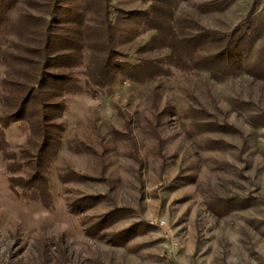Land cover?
I'll use <instances>...</instances> for the list:
<instances>
[{"label": "rangeland", "instance_id": "rangeland-1", "mask_svg": "<svg viewBox=\"0 0 264 264\" xmlns=\"http://www.w3.org/2000/svg\"><path fill=\"white\" fill-rule=\"evenodd\" d=\"M81 1L96 25L100 7ZM46 3L21 0L14 15L47 16ZM110 3L114 17L148 10L141 0ZM174 7L189 36L211 32L198 59L233 38L242 70L173 68L100 88L87 50L63 71L75 87L50 110L42 155L38 112L15 115L21 78L0 64V264H264V0ZM152 35L126 31L117 44L125 61L166 58L138 53ZM14 41L22 50L11 51L27 55L31 43Z\"/></svg>", "mask_w": 264, "mask_h": 264}, {"label": "trees", "instance_id": "trees-1", "mask_svg": "<svg viewBox=\"0 0 264 264\" xmlns=\"http://www.w3.org/2000/svg\"><path fill=\"white\" fill-rule=\"evenodd\" d=\"M110 1L92 0L100 7L98 21L92 25L87 23V14L92 9L81 0H48L45 5H38L47 16L29 11L15 16L21 0H0V64L12 66L18 73L16 79L21 78L12 96L11 108L17 110L15 115L18 116L32 108L37 110L41 137L39 155L49 148L50 110L59 108L58 98L70 94L75 87L70 83V75H64L69 73L63 71H73L81 65L87 50L91 51L90 80L100 88L113 85L118 78L145 84L159 76H169L173 68L196 67L216 75L242 70L244 57L233 47V38L226 39L219 53L197 58L198 48L208 42L211 32L200 27V35L191 37L185 33L184 19L176 16L174 0H141L148 5L147 11L118 10L116 17ZM126 31L130 35L153 32L138 53L169 51L170 54L155 61L146 58L138 63L125 61L128 55L120 52L117 44ZM19 36L32 45L23 49L27 55L11 51L12 45L22 50L14 41ZM28 55L36 59L29 60L25 57Z\"/></svg>", "mask_w": 264, "mask_h": 264}]
</instances>
